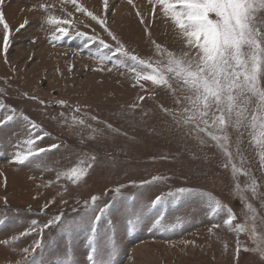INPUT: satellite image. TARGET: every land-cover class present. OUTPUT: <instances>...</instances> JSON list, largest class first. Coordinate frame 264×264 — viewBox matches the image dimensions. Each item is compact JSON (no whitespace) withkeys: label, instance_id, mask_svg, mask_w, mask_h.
<instances>
[{"label":"rangeland","instance_id":"rangeland-1","mask_svg":"<svg viewBox=\"0 0 264 264\" xmlns=\"http://www.w3.org/2000/svg\"><path fill=\"white\" fill-rule=\"evenodd\" d=\"M78 3L105 25L66 0L0 4L10 28L5 54L0 25V104L5 106L0 119L9 109L16 115L0 126V264H93L88 257L94 244L97 264H264V256L255 250L257 244L264 248V166L251 129L229 125L224 130L229 159L206 132L172 118L187 106L184 97L190 95L181 82L172 80L171 89L137 83L128 68L98 59L99 40L112 50L123 45L149 61L162 59L156 44L193 59L197 49L186 44L159 5L153 13L149 0H108L107 11L103 0ZM49 16L71 19L70 35L53 40L55 26L46 23ZM258 16L264 18V11ZM100 68L104 70H95ZM260 85L264 87V77ZM61 100L66 103L60 105ZM23 116L38 127L31 129ZM209 131L221 134L216 127ZM35 135L43 137L35 147L46 151L25 164L13 162L18 150L27 149L24 141ZM76 166L87 171L80 182L57 179L58 173ZM180 188L185 189L182 199L167 198ZM92 196L98 197L97 212L108 206L95 235L88 219L68 232H61L59 225L43 228L59 214L64 221L93 217L85 208ZM158 196L166 198L152 207ZM209 200L220 202V210L210 209ZM227 209L235 215L233 225H245V232L223 225ZM33 220L38 224L32 225ZM24 232L29 234L21 236ZM36 241L42 249L23 251ZM237 241L248 250L237 252Z\"/></svg>","mask_w":264,"mask_h":264},{"label":"snow or ice","instance_id":"snow-or-ice-1","mask_svg":"<svg viewBox=\"0 0 264 264\" xmlns=\"http://www.w3.org/2000/svg\"><path fill=\"white\" fill-rule=\"evenodd\" d=\"M66 2L73 4L77 12L84 13L102 26L105 25V20L100 19L93 12L81 6L78 0H66ZM2 3L3 0H0V4ZM103 3L104 9L107 11L108 0H103ZM128 3L133 4V0H128ZM149 3L153 4V13L156 10V5L160 6L163 15L170 18L179 29L180 34L186 38V44L197 49V57L195 59L190 58L187 52L177 56L161 45L156 44L157 55L161 56L162 59L149 61L130 54L123 45L112 50L110 45L103 40H99L102 49L98 50V59L101 63L111 61L114 67L128 68L130 72L135 74L137 83L150 81L153 86H164L171 89L172 80L181 82L190 95L184 97L187 106L181 107L179 114L173 112L172 118L180 124L195 125L199 131L206 132L210 139L217 142V146L224 151L229 159H231V153L222 143V141L228 139L227 135L224 134V130L229 125L236 128L246 125L251 129L253 142L260 149L261 163L264 166V87L260 85L261 78L264 77V18L258 16V12L264 11V0H149ZM41 7L47 9L50 6L41 5ZM68 15L71 16V13ZM137 15H140V13L137 12ZM46 23L55 26L52 39L60 40L70 35L69 30L73 21L49 16ZM0 25L4 29L2 47L3 52L6 54L9 48L10 28L2 11H0ZM24 26V24H21L20 28ZM105 30L107 29L105 28ZM109 34L111 35V33ZM77 35L85 37L87 40L96 39L95 37H88L82 32H77ZM113 39H116V37L113 36ZM153 43L155 44V42ZM104 49L108 52L103 51ZM108 53H111V55ZM116 56L122 57V59L114 60L113 57ZM127 61L132 62L131 67H129ZM95 70L103 71L104 69ZM108 71H111V69L109 68ZM252 98H255L254 107H251ZM32 99H36V97H32ZM140 99L143 100L144 97H140ZM58 103L64 105L66 102L61 100ZM176 103L181 104L182 102L178 98ZM4 107L3 104H0V109ZM165 111L168 110L165 109ZM9 113L3 119H0V126L16 118L15 109H9ZM249 113L251 114L249 115ZM22 118L28 121L31 129L38 127L27 116ZM79 123L83 124L84 122L79 121ZM201 123L205 127L201 128ZM209 127H216L221 134L217 135L216 132L209 131ZM40 139H43V137L35 135L34 138L25 140L24 143L28 146L27 149L24 151L18 150L14 154L13 162L25 164L44 153L46 149L35 147L36 142ZM50 147L56 148L58 146L51 145ZM88 167H91V165H88ZM233 170H237L235 165H233ZM86 175L85 167L76 166L58 173L57 179L64 177L75 184L80 182ZM155 179L157 178H153V180ZM144 183L141 182L140 186L143 187ZM250 187L255 195L257 184L254 179ZM115 192L119 194L120 189L117 188ZM184 194L185 189L180 188L168 193L167 198L178 201L183 198ZM165 198L162 196L156 197L151 202V206L156 207ZM97 199V196H92L91 204L85 201V208L94 213L93 217H80L71 221H64L62 214H59L43 225V228L59 225L61 232H68L75 224L83 223L85 219H88L90 229L95 235L97 233L96 225L101 221L108 208L105 205L100 207L97 212L95 208ZM5 203H7L6 198ZM247 206L253 211V219H255L254 209L251 208V205ZM221 207L220 202L209 200V208L213 211H219ZM234 219L235 215L231 209H227L223 225L230 230L234 229L238 233L245 232V225H233ZM160 222V220L156 221L157 224ZM31 224L35 226L38 221L33 220ZM220 226L216 224L213 227L218 228ZM43 228H41V232ZM32 230L34 231L35 228ZM251 231L255 239L254 229ZM28 234V232H24L20 235ZM18 238L14 236L12 239L16 240ZM3 243L7 244L8 241H3ZM42 247V242L36 241L31 249L25 248L23 251L27 253L31 250L35 253L38 248L42 249ZM241 250L247 251L248 249L242 248L239 241H237V252ZM255 250L260 251L261 255L264 256V248L260 244L256 245ZM97 252L98 249L94 244L88 257L93 264H97L95 260Z\"/></svg>","mask_w":264,"mask_h":264}]
</instances>
